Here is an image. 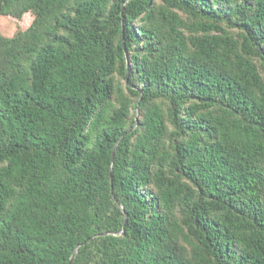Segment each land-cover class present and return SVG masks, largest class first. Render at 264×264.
Segmentation results:
<instances>
[{"label":"trees","instance_id":"trees-1","mask_svg":"<svg viewBox=\"0 0 264 264\" xmlns=\"http://www.w3.org/2000/svg\"><path fill=\"white\" fill-rule=\"evenodd\" d=\"M0 264H264V0H0Z\"/></svg>","mask_w":264,"mask_h":264},{"label":"rangeland","instance_id":"rangeland-1","mask_svg":"<svg viewBox=\"0 0 264 264\" xmlns=\"http://www.w3.org/2000/svg\"><path fill=\"white\" fill-rule=\"evenodd\" d=\"M32 20L33 16L29 13L24 15L21 20L0 16V35L4 37H13L19 31L25 30Z\"/></svg>","mask_w":264,"mask_h":264},{"label":"water","instance_id":"water-1","mask_svg":"<svg viewBox=\"0 0 264 264\" xmlns=\"http://www.w3.org/2000/svg\"><path fill=\"white\" fill-rule=\"evenodd\" d=\"M73 258H74V255H72V257H71V259H70V261H69V263H68V264H71V262H72Z\"/></svg>","mask_w":264,"mask_h":264}]
</instances>
